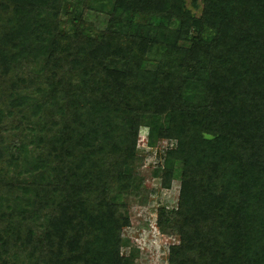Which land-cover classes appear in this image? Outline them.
Wrapping results in <instances>:
<instances>
[{"label": "trees", "instance_id": "16d2710c", "mask_svg": "<svg viewBox=\"0 0 264 264\" xmlns=\"http://www.w3.org/2000/svg\"><path fill=\"white\" fill-rule=\"evenodd\" d=\"M141 126L169 263L264 264V0H0V264H134Z\"/></svg>", "mask_w": 264, "mask_h": 264}, {"label": "rangeland", "instance_id": "374dc122", "mask_svg": "<svg viewBox=\"0 0 264 264\" xmlns=\"http://www.w3.org/2000/svg\"><path fill=\"white\" fill-rule=\"evenodd\" d=\"M148 127L141 126L137 141L138 161L136 171L142 179L138 194L128 198L130 225L123 229L121 252L129 255L136 248L134 264H170L169 245L178 242L177 234H163L156 224L157 209L160 206L176 207L180 182L174 179L170 188L161 185V178L153 175L154 170L163 167L166 150L175 146V141L160 139L155 146H148ZM178 166V165H177Z\"/></svg>", "mask_w": 264, "mask_h": 264}]
</instances>
